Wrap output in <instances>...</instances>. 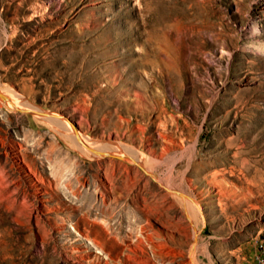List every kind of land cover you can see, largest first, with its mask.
<instances>
[{
  "label": "rangeland",
  "instance_id": "1",
  "mask_svg": "<svg viewBox=\"0 0 264 264\" xmlns=\"http://www.w3.org/2000/svg\"><path fill=\"white\" fill-rule=\"evenodd\" d=\"M0 91V264H264V0H0Z\"/></svg>",
  "mask_w": 264,
  "mask_h": 264
},
{
  "label": "bare ground",
  "instance_id": "2",
  "mask_svg": "<svg viewBox=\"0 0 264 264\" xmlns=\"http://www.w3.org/2000/svg\"><path fill=\"white\" fill-rule=\"evenodd\" d=\"M11 94L9 92H6V91H0V104L5 106V108H7L9 106V107H11L10 109H12V110L25 111V112H28V113L30 112V113H32L35 116V118L37 120L42 119L43 121L50 122L51 124L58 123V122L62 121V120H59V118L61 116L59 117L58 115L53 114V113H46L45 114L43 111H40V110H38L35 107H32L31 105L27 104L26 102L20 101L19 98L16 95L13 96V94L12 95ZM69 131L71 132L69 134H70L71 138L74 140L75 145L77 147V150L79 152L85 154V155L91 156L93 158L102 157L103 154L114 155V156L116 155V156L121 157L122 160L124 159V157L127 156V158H125V159L133 160V163H135L138 166L142 167L141 165H139V162L137 160H135V156L136 155L134 156L133 153H135V152H133L132 150L131 151H127L125 149H121L120 150V149H118L119 148L118 147L117 148L118 150L115 151L114 153H112L113 149H111V147H115L116 145L109 147V146L106 145L107 142L105 143L104 146L96 147V150H95L94 144L88 142L89 141L88 139H87L88 141H86L85 140V136H83L81 133L77 132L73 127H71L69 129ZM112 145H114V144H112ZM100 149L102 150L101 152H100ZM103 149H107V150L103 151ZM136 159H138V158H136ZM168 190L170 192H173V193L177 194L180 197L181 201L184 203L185 207L189 206L190 210L192 209L191 201L187 197V195L179 194V193L175 192L173 189H168ZM191 211H193V210H191ZM194 247H195V243L192 245V247L190 249L191 251H190V254H189V256H190L189 258H190V261L192 262V264H194V262H193Z\"/></svg>",
  "mask_w": 264,
  "mask_h": 264
},
{
  "label": "water",
  "instance_id": "3",
  "mask_svg": "<svg viewBox=\"0 0 264 264\" xmlns=\"http://www.w3.org/2000/svg\"><path fill=\"white\" fill-rule=\"evenodd\" d=\"M45 114L47 113V111H43ZM104 155H107V154H103L102 156H104ZM175 192H177V193H179V194H183L182 192H180V191H176V190H174Z\"/></svg>",
  "mask_w": 264,
  "mask_h": 264
}]
</instances>
